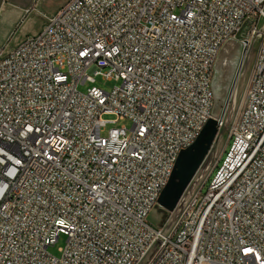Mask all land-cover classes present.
Masks as SVG:
<instances>
[{
  "label": "built area",
  "instance_id": "1",
  "mask_svg": "<svg viewBox=\"0 0 264 264\" xmlns=\"http://www.w3.org/2000/svg\"><path fill=\"white\" fill-rule=\"evenodd\" d=\"M241 41L245 70L214 117L220 45ZM96 76L117 85L77 90ZM105 115L130 129L103 135ZM210 122L228 134L208 179L154 225ZM0 264H264V0H66L7 48Z\"/></svg>",
  "mask_w": 264,
  "mask_h": 264
},
{
  "label": "rangeland",
  "instance_id": "2",
  "mask_svg": "<svg viewBox=\"0 0 264 264\" xmlns=\"http://www.w3.org/2000/svg\"><path fill=\"white\" fill-rule=\"evenodd\" d=\"M39 1L42 0H34L31 2V6L27 15L36 14V19H37L36 22L38 24L37 27L41 29V27L44 25L46 21L47 16L45 13L47 11H52L53 9H55L56 6L59 7L60 4L65 2L66 0H43L40 4L41 6L40 5L38 6ZM39 8H41V11H38ZM5 47L0 51V55H3V53L5 52L6 50ZM11 47L12 46H10V48ZM224 55L225 54L223 53L222 59L224 58ZM240 59H241L240 46H236V48L232 50L225 65L223 60L220 59V55L218 54L217 56L216 59L217 62L215 63L214 66V77L211 83L215 108L217 110L216 116H219L221 113L223 104L226 101L228 93L231 89L233 79L235 77V72L239 65ZM220 65H224L223 67L224 72L222 73H220V70H222V68H220ZM242 70H245V64ZM242 76L239 78V81L242 79ZM116 85L117 83L115 81H107L101 78L100 76H96L94 78L93 83L85 82L84 84H80L77 90L81 93H85L87 89L91 87H96L105 92H110L111 89ZM242 85L243 83H237V90H242ZM103 119L112 120V121L116 120V122L106 125V128L103 131V135L106 134V132L110 128L125 127L127 129H130L131 127V121L126 119L117 120V118L113 115H105ZM207 134L208 133L206 131L204 137L200 141L195 143L193 147L192 151L195 152V156H198L200 154L203 155L196 169L187 176V180L185 184L183 186L181 185L176 186L175 194H174V197L176 199L175 203H177L184 194L191 192L193 189H198L201 186H203V182L206 179H208L211 170L215 165V162L218 160L220 156L221 150L224 148L227 142V134H228L227 129H222L218 131L214 129V136L209 139L207 138ZM194 159L195 158L193 156H190L189 159L186 158L185 159L186 164L188 166H191V163L194 161ZM205 190L206 189L204 188L203 193L205 192ZM162 213L166 215V212L162 207H161V212L151 213L149 216L150 221L156 226H161L162 222L160 223V221H162L164 218ZM64 242H65V237L63 235H59L57 242L53 246L47 249L48 253L58 257L59 256L58 248H62L64 246Z\"/></svg>",
  "mask_w": 264,
  "mask_h": 264
},
{
  "label": "crops",
  "instance_id": "3",
  "mask_svg": "<svg viewBox=\"0 0 264 264\" xmlns=\"http://www.w3.org/2000/svg\"><path fill=\"white\" fill-rule=\"evenodd\" d=\"M32 1L34 0H0V51L5 46L6 49L17 46L22 39L40 30L36 14L27 15ZM42 1H39L38 6ZM57 8L56 6L53 10L56 11ZM52 11H47L46 16L52 14Z\"/></svg>",
  "mask_w": 264,
  "mask_h": 264
},
{
  "label": "water",
  "instance_id": "4",
  "mask_svg": "<svg viewBox=\"0 0 264 264\" xmlns=\"http://www.w3.org/2000/svg\"><path fill=\"white\" fill-rule=\"evenodd\" d=\"M236 46H238V44L236 45V43L230 42V43H227L221 49L219 55H220V59L223 60L224 65H225L228 57L230 56V53L232 52V50H234V48H236ZM223 53L225 55H224V58L222 59ZM224 65H220V68H222V70H220V73L224 72V69H223ZM213 77H214V75H213ZM212 81H213V79H212ZM216 114H217V110L215 108V103H214L212 115L214 117H217ZM206 131L208 133L207 134L208 139L214 136V127H213V124L211 122L207 125V127L205 128V130L203 131V133L201 134V136L198 138V140L195 143H197L198 141H200L204 137ZM195 143H194V145H195ZM194 145L190 149H188L187 151L183 152L180 155V157L178 158V160L176 162L175 170L172 174V177H171L168 185L166 186V188L164 189V191L162 192V194L160 195V197L158 199L159 206H161L165 210H168V211L173 210V208L176 205V203H175L176 199L174 197L176 186H179V185L183 186L185 184V182L187 180V176L192 171H194L196 169V167L198 166V164L202 158L203 154L195 156V152L192 151ZM190 156H193L195 159L191 163V166H188L186 164L185 159L186 158L189 159Z\"/></svg>",
  "mask_w": 264,
  "mask_h": 264
},
{
  "label": "bare ground",
  "instance_id": "5",
  "mask_svg": "<svg viewBox=\"0 0 264 264\" xmlns=\"http://www.w3.org/2000/svg\"><path fill=\"white\" fill-rule=\"evenodd\" d=\"M239 46L241 48V51H248V41H241V43H239ZM222 47H223V45H220V50ZM244 64H245V62H239L238 70H242V68L244 67ZM242 90H245V83H243V85H242ZM230 95H231V90L228 93L226 101L228 100V98H230ZM154 212H161V206L156 205L153 208V210L151 211V213H154ZM164 216H165V214H163V217ZM160 223H161V221H160Z\"/></svg>",
  "mask_w": 264,
  "mask_h": 264
},
{
  "label": "trees",
  "instance_id": "6",
  "mask_svg": "<svg viewBox=\"0 0 264 264\" xmlns=\"http://www.w3.org/2000/svg\"><path fill=\"white\" fill-rule=\"evenodd\" d=\"M220 161L218 162V165H219Z\"/></svg>",
  "mask_w": 264,
  "mask_h": 264
},
{
  "label": "snow or ice",
  "instance_id": "7",
  "mask_svg": "<svg viewBox=\"0 0 264 264\" xmlns=\"http://www.w3.org/2000/svg\"><path fill=\"white\" fill-rule=\"evenodd\" d=\"M250 251V250H249Z\"/></svg>",
  "mask_w": 264,
  "mask_h": 264
}]
</instances>
